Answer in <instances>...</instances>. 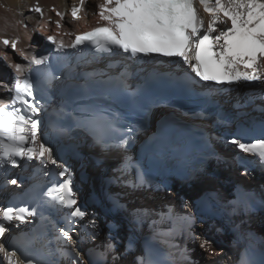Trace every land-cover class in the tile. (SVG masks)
<instances>
[{
  "label": "bare ground",
  "instance_id": "bare-ground-1",
  "mask_svg": "<svg viewBox=\"0 0 264 264\" xmlns=\"http://www.w3.org/2000/svg\"><path fill=\"white\" fill-rule=\"evenodd\" d=\"M35 1L45 10L54 7L66 14L64 32L82 33L97 26L98 17L92 13L101 0H88L86 13L90 15L82 13L77 21L66 12L75 0H0V40L18 38V49L28 56L41 58L53 53V47L44 41L48 33L33 32L39 19L28 9ZM17 10L23 16L16 14ZM21 19L27 28L16 23ZM13 62L28 66V60L19 51L12 53L0 43V99H10L7 89L16 74L8 65ZM216 87L210 82H200L192 88L222 100L227 104L224 108L235 111L241 120L249 115L256 123L264 121V99L261 98L264 97V83H243L242 87L229 89L223 95ZM167 112L155 111L150 130L137 139L136 148L151 138L159 118ZM196 126L203 129L206 140L212 144L216 155L208 161V166L214 171L199 173L188 183L155 163L140 165L134 151L100 150L89 142L82 145L76 139L56 140L41 127L55 155L70 169L78 204L87 213L84 220L75 218L72 243H68L60 229L68 227L64 214L71 209L54 212L52 234L60 258L58 264H71L62 253L73 252V249L79 250L86 259L90 249L104 253L103 257H93L99 264H140L141 260L149 259L154 264H264V165L257 157L240 152L237 146L226 142L233 136L221 138L218 132L212 133L205 125ZM233 132L242 138L245 135L238 127L233 128ZM257 136H264V131H259ZM83 153L88 154L91 161L87 162ZM236 157L244 163L238 162ZM25 165L26 171L16 168L0 179V206L14 204L37 184L62 180L59 169L51 164L44 167L35 160H26ZM32 168L38 171L36 177L32 176ZM50 171L57 175H44ZM138 173L150 183L138 184ZM13 179L16 184L10 183ZM92 217L97 223L95 230L85 227ZM185 217H191V221ZM6 226L9 231L0 237V244L14 246L20 257L42 264L44 245L38 236L41 228L36 221L28 217L24 223L13 221ZM205 238L211 244V252L200 247L201 239ZM108 243L113 246L110 250L104 247ZM0 264H3L2 255Z\"/></svg>",
  "mask_w": 264,
  "mask_h": 264
},
{
  "label": "snow or ice",
  "instance_id": "snow-or-ice-1",
  "mask_svg": "<svg viewBox=\"0 0 264 264\" xmlns=\"http://www.w3.org/2000/svg\"><path fill=\"white\" fill-rule=\"evenodd\" d=\"M96 8V27L75 35V39L70 42L55 35H48L47 41L55 45L58 51L91 46L96 53L101 54L115 55L117 51H122L133 58L153 55L175 58L170 59V63L176 69L183 70L186 67L194 74L189 75L186 71L182 77L169 74L173 83L185 88L194 87L200 82L216 85L264 83V0H101ZM28 10L39 14L43 21L33 31L46 30L52 21L45 18L44 9L39 3ZM51 10L60 18L55 21L59 29L66 14L55 8ZM86 11V0H78L70 9L72 20H80L81 14ZM16 14L23 16L19 10ZM16 23L27 28L22 19ZM65 34L72 35L71 32ZM0 43L5 47L10 46L13 51H19L28 60L27 67L15 62L8 65L16 75L7 89L11 93L10 99H0V168L5 165L16 167L19 160H35L44 167L51 164L59 169L58 175L62 180L52 181L47 191L42 193L48 199L40 203L48 208L59 205L71 209L70 213L64 214L68 227L60 229V234L65 241L72 243L71 231L75 218L84 220L87 213L78 204L70 169L55 155L43 133L40 119L43 100L37 95L38 92H47L52 81L59 77L50 68L42 67L48 64L49 57L28 56L18 49V38H5ZM4 59H8L7 54ZM103 119L101 113L94 112L87 121L96 125ZM226 142L237 146L240 152L257 157L264 165V136L248 141L239 134H233V138ZM235 159L244 163L240 157ZM44 175L55 176L57 173L50 171ZM10 183L16 184L17 181L13 179ZM146 183L150 181L138 173V184ZM37 214L36 208L17 207L11 202L0 206V237L9 231L6 224L13 221L24 223L28 217ZM184 219L191 221V217ZM85 227L97 229L95 218H89ZM104 247L110 250L113 246L108 243ZM200 247L212 251L206 238L201 239ZM73 252L62 253L70 259L71 264H99L93 257L104 256L96 249L89 250L87 259L79 250L73 249ZM0 255L3 264H40L39 261L20 257L14 246L0 244ZM140 264L154 262L150 259L141 260Z\"/></svg>",
  "mask_w": 264,
  "mask_h": 264
},
{
  "label": "rangeland",
  "instance_id": "rangeland-1",
  "mask_svg": "<svg viewBox=\"0 0 264 264\" xmlns=\"http://www.w3.org/2000/svg\"><path fill=\"white\" fill-rule=\"evenodd\" d=\"M44 41H45V43H47V41H46V39H45V36H44ZM7 48H8V50H9L10 52H12L10 46H8ZM12 53H13V52H12ZM7 67H8V66H7ZM8 70L10 71V69H8ZM10 72H11V71H10Z\"/></svg>",
  "mask_w": 264,
  "mask_h": 264
}]
</instances>
